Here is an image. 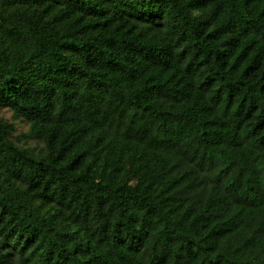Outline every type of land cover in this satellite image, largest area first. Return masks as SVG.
<instances>
[{
    "label": "trees",
    "instance_id": "trees-1",
    "mask_svg": "<svg viewBox=\"0 0 264 264\" xmlns=\"http://www.w3.org/2000/svg\"><path fill=\"white\" fill-rule=\"evenodd\" d=\"M0 264H264V0H0Z\"/></svg>",
    "mask_w": 264,
    "mask_h": 264
},
{
    "label": "rangeland",
    "instance_id": "rangeland-1",
    "mask_svg": "<svg viewBox=\"0 0 264 264\" xmlns=\"http://www.w3.org/2000/svg\"><path fill=\"white\" fill-rule=\"evenodd\" d=\"M2 114L4 115V117L6 119L11 120L12 114L9 111L5 110V111L2 112ZM17 124H18L17 127H18V131L19 132H21L23 130H26L27 127H28L26 124H19L18 122H17Z\"/></svg>",
    "mask_w": 264,
    "mask_h": 264
}]
</instances>
